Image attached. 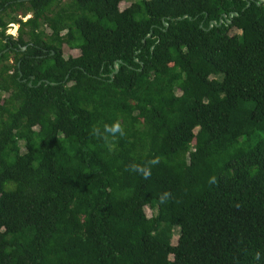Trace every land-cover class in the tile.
I'll use <instances>...</instances> for the list:
<instances>
[{"label":"trees","instance_id":"obj_1","mask_svg":"<svg viewBox=\"0 0 264 264\" xmlns=\"http://www.w3.org/2000/svg\"><path fill=\"white\" fill-rule=\"evenodd\" d=\"M120 1L0 0V264H264V0Z\"/></svg>","mask_w":264,"mask_h":264},{"label":"rangeland","instance_id":"obj_2","mask_svg":"<svg viewBox=\"0 0 264 264\" xmlns=\"http://www.w3.org/2000/svg\"><path fill=\"white\" fill-rule=\"evenodd\" d=\"M131 0H124V1H120L118 3V8L119 9H122L124 8L125 6H127L129 4ZM19 15H17L18 17ZM29 14H26L22 17V20L25 19L26 17H28ZM48 24V23H47ZM47 24L43 25V29H44V32L48 33L49 30H48V27H47ZM16 29H17V24L16 23H13V24H7V27H6V30H5V33L7 34H10L12 36H15L16 35ZM237 30L235 28H231L229 30V33L230 34H233V33H236ZM61 51H62V56L63 57H66L68 55H76L78 53L77 50L75 49H69L68 47H66L65 45H62V48H61ZM21 151H23V148H20ZM144 213L146 216H150L154 213V210L149 208L148 206H144ZM176 237H177V228L176 227H173L172 231H171V238L169 239V243L170 244H174L175 241H176Z\"/></svg>","mask_w":264,"mask_h":264},{"label":"clouds","instance_id":"obj_3","mask_svg":"<svg viewBox=\"0 0 264 264\" xmlns=\"http://www.w3.org/2000/svg\"><path fill=\"white\" fill-rule=\"evenodd\" d=\"M105 131L111 133L113 139L115 138L117 133H119L120 136H123L125 134L121 124L119 123V121L115 122L113 125H110V126L105 125ZM93 135L99 136L98 129H96V128L93 129ZM104 140H105L107 146L109 147V150H111L114 147V144L108 140V137H105ZM158 159L159 158H156V162H158ZM130 167H131L132 171L141 172L143 174L144 179H148L151 175L150 169L148 171H144L143 168L139 165H131ZM213 182H215V181L213 180ZM168 195H170V194H168V193L165 194V196H168ZM163 202H164V197L161 198V203H163ZM256 258L259 259V254H257Z\"/></svg>","mask_w":264,"mask_h":264}]
</instances>
